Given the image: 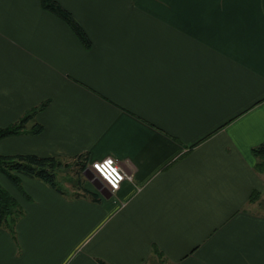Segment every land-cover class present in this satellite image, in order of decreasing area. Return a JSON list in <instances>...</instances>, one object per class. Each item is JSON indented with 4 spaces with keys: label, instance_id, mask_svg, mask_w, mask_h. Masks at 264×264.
<instances>
[{
    "label": "crops",
    "instance_id": "crops-1",
    "mask_svg": "<svg viewBox=\"0 0 264 264\" xmlns=\"http://www.w3.org/2000/svg\"><path fill=\"white\" fill-rule=\"evenodd\" d=\"M56 1L88 48L40 0H0V127L43 126L0 153L114 157L133 179L104 198L0 174L24 210L0 264H264V0Z\"/></svg>",
    "mask_w": 264,
    "mask_h": 264
},
{
    "label": "trees",
    "instance_id": "trees-1",
    "mask_svg": "<svg viewBox=\"0 0 264 264\" xmlns=\"http://www.w3.org/2000/svg\"><path fill=\"white\" fill-rule=\"evenodd\" d=\"M41 5L44 9L56 14L62 20H64L70 27L76 32L78 37L82 40L84 45L88 48L90 46V40L85 34L84 30L76 23L72 15L66 11L56 0H40ZM47 103L41 105L46 106ZM40 107V108H41ZM38 109H32L18 121L10 124L7 127H0V139L13 136L22 133L40 134L43 130L42 124L34 122L32 126L28 124L33 121L35 114ZM252 154L255 157V170L264 176V142L252 149ZM67 160H83L81 156L68 158ZM72 162H63L59 157H40L34 154H18V155H3L0 153V174H3L16 188L22 192L20 183V175H24L31 178H39L49 184L52 188L57 191L64 193V190L58 184L59 170L63 165L73 164ZM77 166L80 165V169L76 175L85 177L86 175V164L83 161L75 163ZM40 167L45 170H40ZM80 177L77 181L69 180L75 189H83L84 196L89 195L91 192L86 190L83 186ZM74 189V188H73ZM79 191V190H75ZM73 193V192H72ZM65 194V193H64ZM262 192L255 190L252 192L249 204L254 203L260 198ZM80 196L78 193L75 195ZM24 215V210L20 207L17 199L10 195L8 191L0 184V227H4L12 235L14 233V226L18 220ZM157 253L158 250L156 249Z\"/></svg>",
    "mask_w": 264,
    "mask_h": 264
},
{
    "label": "rangeland",
    "instance_id": "rangeland-1",
    "mask_svg": "<svg viewBox=\"0 0 264 264\" xmlns=\"http://www.w3.org/2000/svg\"><path fill=\"white\" fill-rule=\"evenodd\" d=\"M59 158L63 162H72L73 161V160H67L69 157H59ZM77 161L78 162L73 161V164H70V165L69 164L63 165L62 168H60V170H59V176H58V180H57L58 184L63 189H65L67 192H73L75 190H79L80 192H83L82 188L81 189L80 188L75 189L73 184L68 182L69 180L77 181V179L80 177V176L76 175V173H78V170L80 169L81 166L80 165L77 166L75 163H80L81 161H79V160H77ZM83 164H86V163L83 161ZM85 169H86V172L89 171V169H87V166ZM90 173H91V171L88 172V174H90ZM1 175L4 177L3 174H1ZM81 181H82L85 189L89 190L91 192L90 197H93V195L96 194V192H94V191H97L100 194V192H101L100 188H102L103 185H101V183H99V181H97L93 175L91 176V179H88L86 176L85 177L81 176L80 182ZM22 193L24 194V190H22ZM100 196L104 197L102 194H100ZM104 198H106V197H104ZM248 210L253 212V213L264 215V192L262 193L261 197L258 198L257 201H255L254 203H252L251 205L248 206Z\"/></svg>",
    "mask_w": 264,
    "mask_h": 264
},
{
    "label": "built area",
    "instance_id": "built-area-1",
    "mask_svg": "<svg viewBox=\"0 0 264 264\" xmlns=\"http://www.w3.org/2000/svg\"><path fill=\"white\" fill-rule=\"evenodd\" d=\"M88 169L91 175L103 185L102 188L108 190L111 195L120 190L124 181L133 179V175L125 173L114 157L93 161L88 165Z\"/></svg>",
    "mask_w": 264,
    "mask_h": 264
},
{
    "label": "water",
    "instance_id": "water-1",
    "mask_svg": "<svg viewBox=\"0 0 264 264\" xmlns=\"http://www.w3.org/2000/svg\"><path fill=\"white\" fill-rule=\"evenodd\" d=\"M40 170H45V168L40 167ZM88 172H89V171H87V173H86L85 175H86V177H87L88 179H91V174H88ZM102 195L105 196V197H108V198L111 196V194H107V193H106V190H102Z\"/></svg>",
    "mask_w": 264,
    "mask_h": 264
},
{
    "label": "clouds",
    "instance_id": "clouds-1",
    "mask_svg": "<svg viewBox=\"0 0 264 264\" xmlns=\"http://www.w3.org/2000/svg\"><path fill=\"white\" fill-rule=\"evenodd\" d=\"M91 174V173H90ZM92 176V175H91Z\"/></svg>",
    "mask_w": 264,
    "mask_h": 264
}]
</instances>
